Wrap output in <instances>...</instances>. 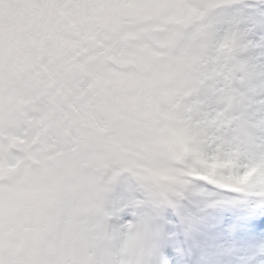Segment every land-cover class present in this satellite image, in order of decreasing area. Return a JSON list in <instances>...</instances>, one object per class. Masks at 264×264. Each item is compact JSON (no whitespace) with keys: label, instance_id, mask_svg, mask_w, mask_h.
<instances>
[{"label":"clouds","instance_id":"obj_1","mask_svg":"<svg viewBox=\"0 0 264 264\" xmlns=\"http://www.w3.org/2000/svg\"><path fill=\"white\" fill-rule=\"evenodd\" d=\"M264 0H0V264H264Z\"/></svg>","mask_w":264,"mask_h":264},{"label":"rangeland","instance_id":"obj_2","mask_svg":"<svg viewBox=\"0 0 264 264\" xmlns=\"http://www.w3.org/2000/svg\"><path fill=\"white\" fill-rule=\"evenodd\" d=\"M241 219L249 222V223H264V214L261 215H250V214H241Z\"/></svg>","mask_w":264,"mask_h":264}]
</instances>
